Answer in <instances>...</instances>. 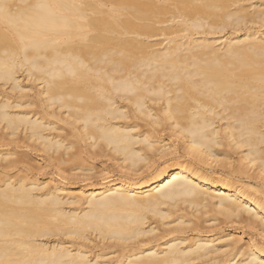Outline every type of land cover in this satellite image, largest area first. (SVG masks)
Returning a JSON list of instances; mask_svg holds the SVG:
<instances>
[{"label":"bare ground","instance_id":"obj_1","mask_svg":"<svg viewBox=\"0 0 264 264\" xmlns=\"http://www.w3.org/2000/svg\"><path fill=\"white\" fill-rule=\"evenodd\" d=\"M251 1L0 0V137L73 175L84 142L125 175L74 192L2 169L0 264H101L103 249L118 253L108 264L264 259V1ZM231 221L253 233L245 247Z\"/></svg>","mask_w":264,"mask_h":264},{"label":"rangeland","instance_id":"obj_2","mask_svg":"<svg viewBox=\"0 0 264 264\" xmlns=\"http://www.w3.org/2000/svg\"><path fill=\"white\" fill-rule=\"evenodd\" d=\"M259 2H260L259 0H252L251 1L252 6H257V4H259ZM260 6H259V8H260ZM262 7H264V2H263ZM262 7H261V9H262ZM250 8H252V7H250ZM247 25H251V24L247 23L246 25H242L241 30H238L235 34L240 35L243 32L242 30ZM258 25L259 24H256V25L252 24V26H254L256 28L259 27ZM239 31H241V32H239ZM218 32H220V31H218ZM218 32L214 33L213 35H208L207 37H212V38L217 39L220 36L221 37L219 40V42H220V41L224 40L225 37H227L229 34H232V33L234 34V31H232V29L230 27H227L226 29H224L220 33H218ZM20 73H21V75H20L19 79L22 81V84L24 86H26L25 88H26L27 94H29L31 96L30 97L31 99L36 100L38 98L37 91L40 88L39 86L41 85V83L39 81L33 82L25 76V73H22V72H20ZM27 89H30V90H27ZM0 136H1V134H0ZM18 137H19V135L14 136L13 138H15V139L12 138V140H14V141H12V140L9 141L8 139H6V140H8V141H6L5 138L3 139L2 137H0V150L4 151V149L5 150L10 149V151L11 150H13V152L16 151V155H14L15 154L14 153L11 156V158L12 159L15 158V159H13L15 161L18 160L17 162H14V164H13L16 168H14V166H7L6 167L4 165L6 162L1 161L0 162V172H3L2 169H4V170L7 169L5 171L8 174L11 173L10 175L14 174L13 176H16L19 173V175L22 176L25 173V171L28 169L25 174H28L32 177H36L41 181H43L44 179L45 180L47 179L46 181L50 184H53L54 182L55 183L61 182L64 184L66 183L65 187L68 188V186H69V189L74 191V192H76L77 190L86 189L90 184L91 185H97V184L99 185L105 178H108V177L109 178H119V177L123 178L125 176V175H123L124 174L123 171L122 172L120 171V170H122V168L120 169V167L117 166L118 163L115 160H113L114 157L112 155L111 156H110V154L106 155V153L104 154V152H103V154L96 153V154L92 155V151H90V149H89V152L87 151L88 147L85 146L84 142H83V144L81 143V146H80V148L84 149V150H82L83 152L81 151V153H82L81 156L83 155L82 157H84V158L83 159L81 158V160H82V161H80L81 163L79 162L78 165H76L77 168L74 169V171H73L79 175L69 174V172H67L68 170L65 171L63 168L62 169L64 171H57L56 170L57 165L54 166L52 164V159L49 158V156L46 154V152H43L39 148L28 146L24 142V140L21 139L22 136H20V138H18ZM165 137H168V136H165ZM83 146H85L86 149L83 148ZM74 149L77 150L76 148H73V150H71V151H74ZM23 155H24V157H23ZM235 157L237 158V155H234V158H233L234 160H236ZM82 162H84V163H82ZM32 164H33V167H32ZM232 164H234L235 166L234 165L233 166L236 167L237 166L236 164H238V163L233 162ZM80 165H81L82 169L80 167H78ZM88 166H89V168H88ZM230 167L227 166V168H230ZM25 168H27V169H25ZM30 168H32L33 171ZM90 168H92L93 170ZM77 172H79V173H77ZM0 175L3 176L4 173H0ZM129 178L134 179V178H136V176H132ZM234 222H236V221H231V225H230V222L229 223L227 222L226 224L225 223L220 224V226L226 228L223 233H232L237 237L240 236V238H242L241 242H240L241 244L246 243L248 236H254L253 233L250 232L248 228L243 226V224L237 223V222L234 223ZM158 233H160V232H158ZM165 238H167V237H165ZM161 241H163V239H161L155 243H161ZM152 243H154V242H152ZM90 246L93 247V244L90 243ZM243 246L245 247V244H243ZM95 248L97 250V247H95ZM109 250L106 251L105 249H103V251L109 252V253H107L104 256V258H102L103 261L101 264H108V263L112 262L114 260V258L116 259L118 253L117 252L116 253L110 252ZM91 257H92V254H91ZM111 257H113V258H111ZM104 259H105V261H104Z\"/></svg>","mask_w":264,"mask_h":264},{"label":"snow or ice","instance_id":"obj_3","mask_svg":"<svg viewBox=\"0 0 264 264\" xmlns=\"http://www.w3.org/2000/svg\"><path fill=\"white\" fill-rule=\"evenodd\" d=\"M262 239H264V237H262ZM250 264H264V259H261L259 261L253 260L250 262Z\"/></svg>","mask_w":264,"mask_h":264}]
</instances>
